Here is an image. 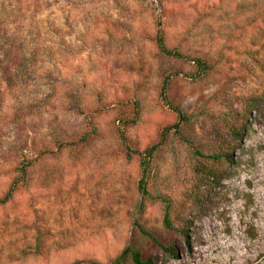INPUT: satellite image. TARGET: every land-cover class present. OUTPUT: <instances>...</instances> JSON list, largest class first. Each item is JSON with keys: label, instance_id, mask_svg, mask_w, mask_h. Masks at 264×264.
I'll list each match as a JSON object with an SVG mask.
<instances>
[{"label": "rangeland", "instance_id": "1", "mask_svg": "<svg viewBox=\"0 0 264 264\" xmlns=\"http://www.w3.org/2000/svg\"><path fill=\"white\" fill-rule=\"evenodd\" d=\"M201 167L219 180L197 201ZM14 183L0 264H116L128 247L264 264V0H0V200Z\"/></svg>", "mask_w": 264, "mask_h": 264}, {"label": "trees", "instance_id": "2", "mask_svg": "<svg viewBox=\"0 0 264 264\" xmlns=\"http://www.w3.org/2000/svg\"><path fill=\"white\" fill-rule=\"evenodd\" d=\"M159 44H160L162 51L166 53L167 55L175 56V58H183L184 55H182L181 53L168 50L164 46L162 39L159 41ZM193 62L196 65L198 74L206 73L212 69V66L210 65V63H208L205 59H202V58L194 59ZM168 84L169 82L167 80L164 82L163 87H162L163 98H164V101L166 102H169L168 97L166 96ZM261 101H262V98L251 96L249 100H247L246 107H245V113L247 115H250L254 111H258ZM175 111L179 114V118H180L179 120H181L182 122L188 121V118L186 117L185 113L182 110L176 108ZM137 121H138V116L132 120H129L128 122L125 120V123L127 122L126 124H130V123L135 124ZM236 133L233 131V134H234L233 138L235 140L237 139L236 137L239 136V134H242L241 131H236ZM151 152H152V149H151ZM148 153H150V151H148ZM197 154L200 155L201 157L206 158L207 160H212L215 163H218L219 161H223L224 164H227V163L231 164L233 160V156L229 151L224 154H220L218 156H204L201 153H197ZM196 172L200 176V182L196 187V190H198V192L195 193L194 200L198 201V200L203 199L204 197L203 193L200 192V188H203V187L208 188L210 184H212V182H217L219 180V176L217 172H212V170H209L207 167H201V169L196 168ZM210 179H212V182L209 181ZM16 186L18 187L19 184L18 183L13 184V187L10 190V192L7 193L4 199L0 200V204H4L8 202V200L12 197L14 190H16L17 188ZM145 195L148 196L149 193L145 191ZM164 203L166 204L164 220H163L165 229L177 231L180 236L184 237L188 241V227L175 228V225L172 221V203L171 201H168L166 199H164ZM138 228L140 230L141 235L149 238L150 240L155 242L158 246H160L165 255L170 256L174 259L179 257V253L175 246H170V247L163 246L160 243H158V241L149 232L145 231L140 226H138ZM126 256H129L131 258L133 264H153V261L151 259L150 260L144 259L142 253L132 247H128L124 250L120 258L117 260L116 264H120L121 260H123Z\"/></svg>", "mask_w": 264, "mask_h": 264}]
</instances>
